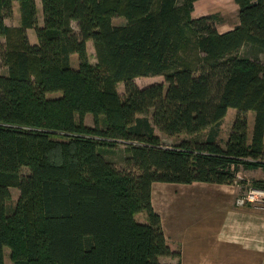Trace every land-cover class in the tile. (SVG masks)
Listing matches in <instances>:
<instances>
[{"label":"trees","instance_id":"1","mask_svg":"<svg viewBox=\"0 0 264 264\" xmlns=\"http://www.w3.org/2000/svg\"><path fill=\"white\" fill-rule=\"evenodd\" d=\"M39 1L41 27L36 0H0V264L5 249L12 264L179 258L152 207L153 183L234 185L241 166L264 169V0H234L238 20L223 33L218 13L193 17L198 0ZM14 2L20 24L8 27ZM156 76L163 82H135ZM156 130L207 134L168 146ZM117 144L125 171L106 157Z\"/></svg>","mask_w":264,"mask_h":264},{"label":"crops","instance_id":"2","mask_svg":"<svg viewBox=\"0 0 264 264\" xmlns=\"http://www.w3.org/2000/svg\"><path fill=\"white\" fill-rule=\"evenodd\" d=\"M237 188L153 183L152 207L166 240L180 249L179 258L160 257V263L264 264V211L237 206Z\"/></svg>","mask_w":264,"mask_h":264},{"label":"rangeland","instance_id":"3","mask_svg":"<svg viewBox=\"0 0 264 264\" xmlns=\"http://www.w3.org/2000/svg\"><path fill=\"white\" fill-rule=\"evenodd\" d=\"M179 2H182V0H178ZM37 5V24L39 27L43 25V17L41 12V5L40 1L36 0ZM213 13H218L221 19V23L218 25V31L223 32L227 29L232 28L234 24L237 23V5L234 0H198L194 3V12L193 17L198 18L205 15H210ZM5 24L8 27H18L20 24V11H19V4L18 2H14L12 6V11L10 14H8L5 18ZM114 24H124V19L122 18H114L113 19ZM72 27L75 31H78L76 23H72ZM28 40L30 44L36 43V35L34 29H28L26 31ZM0 41L3 42V38H0ZM87 53L90 63L95 64L96 63V57H95V50L93 47V44L91 41L87 42ZM1 62V60H0ZM71 63L73 67L77 66V57L75 55L71 58ZM3 71H5V68H3ZM136 84L139 87H144L150 84L154 83H161L163 82V77L156 76V77H139L135 79ZM118 91L122 94L124 91V85L123 83L118 84ZM49 97H57L59 96V93H51L48 94ZM236 115V110L233 108L228 109L227 114L225 118L223 119V122L220 126V133L218 141L220 142L221 146L224 145L226 142L228 135L231 132L232 123L234 121ZM248 118V135L251 136V130H252V123L254 114L253 112H249L247 114ZM85 122L87 125L91 126L93 124V119L90 115H87L85 117ZM156 134L160 136L162 139V142L165 145H174L179 143L183 140H195V139H202L207 134V131H204L200 135L197 136H189V135H177V136H165L164 134L160 133L158 130H156ZM127 156V152L125 149L124 144H117L115 147L111 148V152L106 156L107 159L115 165V167L119 170H126V165L124 163V158ZM22 173H26V169H23ZM239 178H237V198L242 197L244 194H246L250 189H264L259 187H253L252 181L253 180H264V169L257 168V169H246L241 166L239 168ZM252 177V178H251ZM255 179H254V178ZM11 200L9 202V206H14L18 196L19 191L18 189H11ZM246 206V205H245ZM247 207L264 211V203H249L247 204ZM136 219L138 221H146V214L141 213L136 216ZM8 249H5V257H6V263L12 264L11 261L8 258Z\"/></svg>","mask_w":264,"mask_h":264},{"label":"built area","instance_id":"4","mask_svg":"<svg viewBox=\"0 0 264 264\" xmlns=\"http://www.w3.org/2000/svg\"><path fill=\"white\" fill-rule=\"evenodd\" d=\"M264 203V189H250L242 197L237 198L235 204L237 206H245L249 203Z\"/></svg>","mask_w":264,"mask_h":264}]
</instances>
